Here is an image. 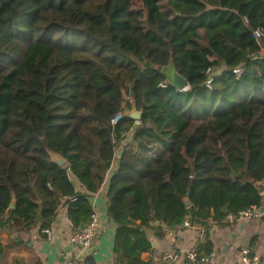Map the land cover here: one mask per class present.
<instances>
[{
	"label": "trees",
	"instance_id": "obj_1",
	"mask_svg": "<svg viewBox=\"0 0 264 264\" xmlns=\"http://www.w3.org/2000/svg\"><path fill=\"white\" fill-rule=\"evenodd\" d=\"M139 1L0 0V230L46 229L61 206L84 228L116 159L114 264H151L150 233L264 206V0Z\"/></svg>",
	"mask_w": 264,
	"mask_h": 264
},
{
	"label": "crops",
	"instance_id": "obj_2",
	"mask_svg": "<svg viewBox=\"0 0 264 264\" xmlns=\"http://www.w3.org/2000/svg\"><path fill=\"white\" fill-rule=\"evenodd\" d=\"M116 168L117 159L108 170L100 190L89 194L97 225L87 247L82 249L71 242L73 227L66 209L61 206L46 229L42 230L38 222L31 226L19 224L14 230H0V244L4 248L0 253V264H67L74 258L82 259L87 264H114L116 226L107 215L106 192ZM71 180L76 190L87 193L74 176H71ZM261 194L264 198V191ZM149 236L153 243L151 250L142 254L141 259L151 264H183L185 253L198 247L203 249L207 242L212 246V254L203 264H243L242 251L246 248L251 250L260 264H264V207L260 208L258 216L252 218L221 224L209 219L205 226H183L175 231H167L163 238L153 233ZM167 252L176 254L178 260L163 261L161 257Z\"/></svg>",
	"mask_w": 264,
	"mask_h": 264
},
{
	"label": "built area",
	"instance_id": "obj_3",
	"mask_svg": "<svg viewBox=\"0 0 264 264\" xmlns=\"http://www.w3.org/2000/svg\"><path fill=\"white\" fill-rule=\"evenodd\" d=\"M260 36H261V33L259 30H256L253 33V38L258 43H260ZM262 52H264V51H262ZM233 72L235 73L236 77L238 78L242 75L243 68L237 67L235 70H233ZM210 82H211V78L208 79V81L206 82V85L209 86ZM119 118H120V116H116L112 120V124L116 123V121ZM259 210H260V208L252 207L251 209L240 213L238 215V217H233V216L229 215V216H227L226 219H227V221L231 222V221H234L237 219L252 218V217L259 215ZM96 225H97L96 217L93 213L91 220L87 226H85L82 229H78V230L73 231L72 236H71V242L75 246L82 248V249L87 247L90 244L91 239L94 236ZM183 226L189 227L190 223L187 220H185L183 223ZM43 232L48 233L47 230H44ZM161 259L165 262H176L178 260V256L172 252H167L161 257ZM206 260L207 259H198L197 253L194 250V251H190V252L185 253V260H184L183 264H203ZM241 261L243 264H260L259 261L257 260V258L250 257V250L247 248L242 251ZM67 264H87V263L82 259L74 258V259L69 260Z\"/></svg>",
	"mask_w": 264,
	"mask_h": 264
},
{
	"label": "water",
	"instance_id": "obj_4",
	"mask_svg": "<svg viewBox=\"0 0 264 264\" xmlns=\"http://www.w3.org/2000/svg\"><path fill=\"white\" fill-rule=\"evenodd\" d=\"M163 74L169 81V83L174 86L176 89H181L184 86H187V81L181 77L175 70L174 66L172 63H170L166 68L163 70ZM142 111H137L135 107H132L130 111H125L124 116L134 120L135 122L139 123L141 119ZM122 154V150H120L116 156L120 157ZM50 159L53 163L56 165L63 167L66 165V161L59 155L53 152H49ZM256 189L258 190L259 193L264 191V182L256 183L255 184ZM185 205L188 207L190 206V201L188 198L185 199L184 201ZM11 207H14V201L11 203ZM263 210V209H262ZM182 227H179L177 229H181ZM153 244V243H152Z\"/></svg>",
	"mask_w": 264,
	"mask_h": 264
},
{
	"label": "rangeland",
	"instance_id": "obj_5",
	"mask_svg": "<svg viewBox=\"0 0 264 264\" xmlns=\"http://www.w3.org/2000/svg\"><path fill=\"white\" fill-rule=\"evenodd\" d=\"M132 8L135 11H140L141 10V4L139 0H132ZM185 90V89H184Z\"/></svg>",
	"mask_w": 264,
	"mask_h": 264
},
{
	"label": "bare ground",
	"instance_id": "obj_6",
	"mask_svg": "<svg viewBox=\"0 0 264 264\" xmlns=\"http://www.w3.org/2000/svg\"><path fill=\"white\" fill-rule=\"evenodd\" d=\"M184 88H186V86L182 87L181 89H184Z\"/></svg>",
	"mask_w": 264,
	"mask_h": 264
}]
</instances>
